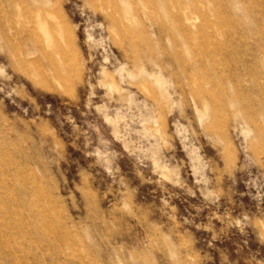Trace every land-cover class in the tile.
<instances>
[{
  "label": "rangeland",
  "instance_id": "rangeland-1",
  "mask_svg": "<svg viewBox=\"0 0 264 264\" xmlns=\"http://www.w3.org/2000/svg\"><path fill=\"white\" fill-rule=\"evenodd\" d=\"M38 2L63 49L50 89L0 49V185L19 170L50 221L26 215L31 238L0 212L22 264H58L59 239L72 264H264V84L236 47L264 55V18L186 33L174 0Z\"/></svg>",
  "mask_w": 264,
  "mask_h": 264
},
{
  "label": "bare ground",
  "instance_id": "bare-ground-1",
  "mask_svg": "<svg viewBox=\"0 0 264 264\" xmlns=\"http://www.w3.org/2000/svg\"><path fill=\"white\" fill-rule=\"evenodd\" d=\"M179 1L181 0H174L176 3L174 9L176 11L171 15L174 22L186 33L189 32V24L190 27H195L196 23L194 21L199 19L203 22L200 32L204 33L203 28L208 26V24L224 28L225 22L223 19H225V17L227 19L230 17L227 16V14H232L233 17L241 20V18H244V15L252 16L253 13L258 12L264 18V0H210L213 3V7L210 5L209 13H206V8H204L206 10L205 12L199 7V0H191L195 10L192 11L191 14H188L187 11V9L190 8H181V3ZM218 3H220L222 7L219 6ZM224 7L226 9H224ZM42 10L38 0H0V49L2 46H5L9 49L11 54L22 56L21 63L34 66L37 72L40 73L41 85L50 89L48 84L49 79L56 78V76L61 74L64 68V64L58 60V56L62 54L63 49L58 45H53V26L47 19L48 15ZM224 11H226L227 14H225ZM43 13L46 15L44 16ZM211 15L214 17V22H211ZM259 22L261 23V21ZM231 29L232 27L226 28L225 31L221 33H223L224 36L226 34L228 35ZM209 40L211 39L209 38ZM243 42L245 41H241L236 45V47L239 48L238 60L241 62L240 66L242 67L239 68L248 71L250 76L253 77V82L255 84H264V76L259 77L257 75L261 69L264 68V55L260 52L261 48L255 51L252 45ZM213 45L217 49L219 55L227 54L228 46L223 42H217V44ZM229 46L231 47L233 44ZM64 56L67 60L72 58L70 53H64ZM2 60L5 61V59ZM46 67H48V69ZM4 176L7 181L4 182V188L0 185V212L3 213L4 211V213L7 214L11 209L20 220H23L31 238H33L36 225L31 222H26V215H30L33 220L39 215L46 218L48 215L47 209L42 205L40 200V188L36 187L35 190H29L21 185L23 181H26V178L25 175L22 176L20 174L19 170L13 175L5 174ZM47 220L50 222L48 218ZM50 231L55 235L52 226H50ZM58 242L59 243L55 246V252L60 254L59 256L62 260H59L57 263H74L62 250L64 243L63 239H59ZM19 250L26 252L23 241H21V239L19 240V246L12 245L0 228V261L10 260L16 264L29 261V256L27 254H24V257L17 254Z\"/></svg>",
  "mask_w": 264,
  "mask_h": 264
}]
</instances>
